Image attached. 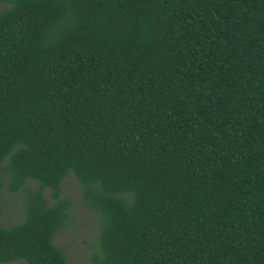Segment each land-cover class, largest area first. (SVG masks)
Wrapping results in <instances>:
<instances>
[{
    "label": "trees",
    "instance_id": "16d2710c",
    "mask_svg": "<svg viewBox=\"0 0 264 264\" xmlns=\"http://www.w3.org/2000/svg\"><path fill=\"white\" fill-rule=\"evenodd\" d=\"M69 173L85 264H264V0H0V263L66 264Z\"/></svg>",
    "mask_w": 264,
    "mask_h": 264
},
{
    "label": "rangeland",
    "instance_id": "374dc122",
    "mask_svg": "<svg viewBox=\"0 0 264 264\" xmlns=\"http://www.w3.org/2000/svg\"><path fill=\"white\" fill-rule=\"evenodd\" d=\"M29 189H35L33 181H27ZM50 200L49 190L43 191ZM59 196L69 200L67 222L64 228L58 230L53 238L54 245L61 248L66 258V264H85L96 250L97 225L94 212L86 209L80 202V186L72 173L63 178ZM25 192L18 189L9 193L5 187L0 191V223L9 226L22 218ZM0 264H26L22 260L2 262Z\"/></svg>",
    "mask_w": 264,
    "mask_h": 264
}]
</instances>
